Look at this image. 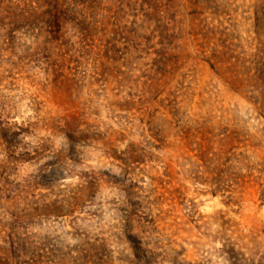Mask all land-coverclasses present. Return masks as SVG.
<instances>
[{"label":"rangeland","instance_id":"1","mask_svg":"<svg viewBox=\"0 0 264 264\" xmlns=\"http://www.w3.org/2000/svg\"><path fill=\"white\" fill-rule=\"evenodd\" d=\"M59 4L0 0V264H264V0Z\"/></svg>","mask_w":264,"mask_h":264},{"label":"trees","instance_id":"2","mask_svg":"<svg viewBox=\"0 0 264 264\" xmlns=\"http://www.w3.org/2000/svg\"><path fill=\"white\" fill-rule=\"evenodd\" d=\"M32 2L37 5V8L42 9V11L38 14V12L23 9L16 14L17 18L28 25H32L34 23L33 21L41 18L43 21L42 24L47 28L46 33L52 36V39H56L59 25L62 22L61 17L64 14L61 10L59 0H32Z\"/></svg>","mask_w":264,"mask_h":264}]
</instances>
